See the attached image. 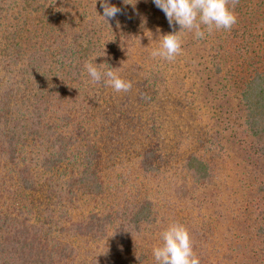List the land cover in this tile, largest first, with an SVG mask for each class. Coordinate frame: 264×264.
Returning <instances> with one entry per match:
<instances>
[{
    "label": "rangeland",
    "instance_id": "obj_1",
    "mask_svg": "<svg viewBox=\"0 0 264 264\" xmlns=\"http://www.w3.org/2000/svg\"><path fill=\"white\" fill-rule=\"evenodd\" d=\"M58 1L35 3H45L47 7L51 4L55 8ZM86 1H90L89 16L98 4L97 0ZM243 3L244 0H236L232 8L229 2L239 21L234 26L236 34L233 30H213L210 35L206 32L204 39L196 40L193 33L185 31L180 34L182 54L173 62L150 55L158 47L160 35L179 31V26H169L165 14L158 8L150 12V19L136 31L129 29V21L121 20L112 28L113 32L107 29L83 32L89 31V34L80 38L82 47L91 37H94L93 43L97 36L102 37L100 55L108 56L105 62L130 81L132 88L126 93H116L110 87L101 86V93L95 97L90 92L88 99L93 102L92 108L88 111L86 106L81 113L79 109L76 113L86 117L89 136L101 150L99 174L106 192L86 195L78 204H73L74 221L78 215H104L116 208L117 203L140 200L146 195L154 199L159 223L162 220L165 228L178 222L188 229L200 264H264V143L258 144L248 131L241 100V87L249 74L256 69L264 71V48L259 47L264 45L259 40L264 36V4L258 6L253 2L250 8L246 6L237 12ZM37 4L25 3L28 11L22 9L21 0H17L16 6L9 5L14 13L19 10L17 14L22 11L20 15L30 16L28 25L23 16L12 22L0 17V91L11 81L21 79L23 66L21 59L16 64L7 59L9 56L5 53L12 41L5 37L13 36L14 40L17 37L20 41L21 36L30 35L28 29L34 31L38 23L44 22L47 9ZM36 5L40 8L38 12L32 11ZM66 7L74 21L83 19L81 10ZM57 31L60 35L69 32L58 28ZM250 34L254 37L247 43L245 35ZM216 50L222 53L215 60L212 55ZM253 61L255 64L250 65ZM156 76L158 92L154 100L140 103V84ZM23 77L25 82L20 93L31 104L33 95L44 83L43 72H27ZM107 116L119 118L114 128L120 126L118 133L125 132L120 138L122 142L113 144L111 139H105L107 129L113 124L106 120ZM19 147L25 164L37 180L65 168L44 169L40 157L46 147L30 138ZM145 148H155L162 155L159 170L147 172L141 166ZM191 154L200 156L208 164L209 177L205 181H196L184 168ZM69 221L63 219L62 226L55 225L52 231L61 244L76 251L74 261L59 264H153L152 248L161 243V228L156 232L150 230L149 235L132 237L129 233L125 235L119 225L115 231L108 227L106 231L111 235L106 236L101 227L77 232ZM143 256L145 260H140Z\"/></svg>",
    "mask_w": 264,
    "mask_h": 264
},
{
    "label": "trees",
    "instance_id": "obj_2",
    "mask_svg": "<svg viewBox=\"0 0 264 264\" xmlns=\"http://www.w3.org/2000/svg\"><path fill=\"white\" fill-rule=\"evenodd\" d=\"M5 1L9 3L0 0L2 20L5 18L13 21L23 16L25 25H28L30 16L20 15L22 11L17 14L19 10L14 13V8L9 6H16L17 0ZM21 1L22 9L28 11L25 3L34 5L38 0ZM89 2L59 0L55 8L51 4L47 7L45 3H38L37 5L47 11H44L46 15H42L43 23H38L34 31L28 29L30 35L20 37V41L27 47L24 48L17 37L16 40L13 36L5 37L6 40L8 38L12 41L11 47L5 53L9 56L7 59L15 64L21 59L23 66L20 70L21 79L11 81L0 91V264H59L74 261L75 249L61 244V241L52 235L54 226H62L63 219L70 220L71 228L77 232L100 230L101 227V232L106 236L111 235L106 231L108 227H113L112 230L115 231L119 225L125 230V235L129 233L132 237L149 235L150 230L156 232L157 228L165 229L161 219L159 223L154 199L146 195L140 200H124L117 203L116 208L110 209L104 215H78L76 221L71 217L73 204H78L86 195H100L106 192L99 174L101 150L97 142L89 136L88 124L84 121L86 117L76 113L86 106L88 111L92 108L93 102L88 99L91 91L95 97L101 93V86L103 89L107 88L103 82L97 87L92 85L84 68L85 63L97 62L101 70L111 65L105 62L108 56L100 55L101 36H95L96 43L91 42V38H94L91 37L83 47L79 40L83 34H89V31L107 29L113 32L112 28L121 20L129 21V29L136 31L150 19V12L157 9L152 0H108L110 5L120 8L121 13L107 22L99 16L103 15L99 0L96 3L97 9L88 16ZM253 2H257L258 6L264 4V0H244L242 7L236 9L237 12H241L246 6L250 8L249 5ZM37 5L32 7V11L40 10ZM66 6L81 10L83 19L74 21L70 9L68 11ZM234 26L231 30L236 34ZM57 28L61 31L67 29L69 32L60 35ZM86 29L89 31L83 33ZM18 30L20 29L16 31ZM251 37L254 35H245L247 43H250ZM259 40L262 43L264 36ZM53 46L55 49L51 48ZM259 47L264 48V45ZM220 51L216 50L212 59L216 60L222 53ZM239 55L241 56L240 53ZM254 64L255 61L250 65ZM32 71L43 72L44 83L38 87V92L33 95L30 104L20 92L21 85L25 82L24 73ZM157 85V76L143 81L139 89V102H152L158 92ZM241 100L248 131L258 144L264 143V71L256 69L249 74L241 87ZM72 101L74 102L69 107ZM22 104L26 107L22 108ZM105 118L113 123L112 127L107 129L105 139H111L113 144L122 142L120 138L125 132L119 131V134L120 126L118 129L114 128L119 118ZM136 135L132 134L133 137ZM28 138L47 148L40 157V164L44 169L57 171L64 166V170L35 179L30 167L25 164L26 159L21 156L19 147L20 144H26ZM161 156L155 148H145L141 153V166L147 172L159 170ZM184 168L196 181H205L209 177V166L198 155L191 154ZM143 259L145 260V256L140 260ZM152 262L156 264L155 260Z\"/></svg>",
    "mask_w": 264,
    "mask_h": 264
},
{
    "label": "clouds",
    "instance_id": "obj_3",
    "mask_svg": "<svg viewBox=\"0 0 264 264\" xmlns=\"http://www.w3.org/2000/svg\"><path fill=\"white\" fill-rule=\"evenodd\" d=\"M99 2L103 9V15L99 16L103 20L108 22L121 13V9L110 5L108 0ZM229 2L230 0H152V3L165 14L169 26H179V31L160 35L157 39L158 47L154 48L150 55L173 62L182 54L181 33L191 32L194 39L202 40L206 32L210 35L213 30H231L237 22L232 10L236 0H231L232 8L229 7ZM84 68L92 83L103 82L116 93H126L132 88L131 82L123 79L111 67L101 70L98 64L88 62ZM159 238L161 243L152 248L156 264H200V259L194 252L190 233L183 224L170 223L159 233Z\"/></svg>",
    "mask_w": 264,
    "mask_h": 264
}]
</instances>
